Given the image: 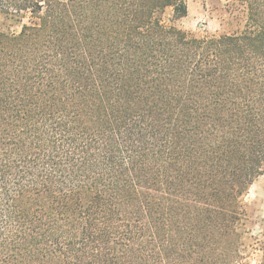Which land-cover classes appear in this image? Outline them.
I'll return each mask as SVG.
<instances>
[{"label":"trees","instance_id":"1","mask_svg":"<svg viewBox=\"0 0 264 264\" xmlns=\"http://www.w3.org/2000/svg\"><path fill=\"white\" fill-rule=\"evenodd\" d=\"M233 1L197 35L185 0H0V264H244L264 0Z\"/></svg>","mask_w":264,"mask_h":264},{"label":"rangeland","instance_id":"2","mask_svg":"<svg viewBox=\"0 0 264 264\" xmlns=\"http://www.w3.org/2000/svg\"><path fill=\"white\" fill-rule=\"evenodd\" d=\"M188 14L177 21V25L197 35L221 34L225 31L242 29L246 23L247 13L245 5L233 0H185ZM170 10L166 12L168 16ZM4 27L2 24H0ZM13 29L18 30V27ZM244 201L253 212L252 222L247 223L246 233L243 235L245 260L244 264H260L262 250L260 241L264 242V175L256 178Z\"/></svg>","mask_w":264,"mask_h":264}]
</instances>
